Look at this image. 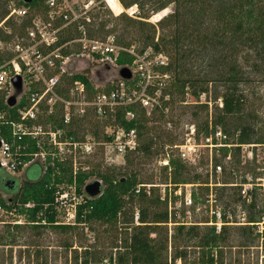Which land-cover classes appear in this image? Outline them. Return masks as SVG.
I'll use <instances>...</instances> for the list:
<instances>
[{"label": "rangeland", "instance_id": "374dc122", "mask_svg": "<svg viewBox=\"0 0 264 264\" xmlns=\"http://www.w3.org/2000/svg\"><path fill=\"white\" fill-rule=\"evenodd\" d=\"M199 4H202L201 17L191 18L194 15H187L180 19L183 20L190 32L193 31L194 33V31L199 30V35L208 39L210 43H214L216 40L212 36L214 31V16L212 15L215 4L211 0H200ZM10 6L11 3L9 2L7 8ZM135 6L139 12L138 5ZM148 6H145V9ZM128 9L119 15L115 12V16L107 10L98 12L99 19L97 21L106 22L104 29L108 34L97 33L93 37L98 40H105L107 36H112L117 46L132 47L136 52L144 50L145 34L139 33L135 28L127 25L129 24L127 20L120 18L127 17V19L135 20L127 12ZM173 9V4H170L156 14L151 13L147 20L155 27L156 39L171 26L168 22L161 24L158 22L172 14ZM189 10L185 4L178 5L179 14ZM192 11L196 10L191 9L190 12ZM190 21L194 24L190 25ZM14 27L16 31H12L15 34L10 38L11 43L14 42L18 31L17 24H14ZM226 38L227 36H225ZM0 48H4L2 51H7L4 46ZM9 51L10 48L8 47L6 53ZM209 53L206 61L212 54V50ZM2 56H5V53ZM219 62H211V64L208 61L204 62V69L212 73L210 79H218L219 76L224 79L228 76V66L234 65L241 77L237 88L244 99V105L238 116L227 119L224 127H216L224 130L223 132L227 134L230 142H236L239 124L245 123L254 131V137L249 144L262 147L264 145V51L257 48L250 50L244 47L240 51L234 52L233 59H227L224 64ZM207 63L210 65L207 66ZM82 65L83 75L88 77L91 85L98 91H104L120 81L118 72L121 67L118 65L107 67L102 64H91L85 60ZM196 67L199 66L196 65ZM200 75H203V72ZM214 75L217 76L214 77ZM171 81L172 78H170L169 88ZM225 86L223 81L209 82L206 86V92L201 94L203 96H199L198 99L191 98L190 92L184 96L173 94L170 103H168V111L163 115V120L147 125V128L151 130L150 136L153 137L154 143L151 148V155L147 157L137 153L128 154L132 161L130 167L125 166L123 157L106 149L107 141L104 140V137L109 135L110 127L104 126L105 120L98 121L92 115L87 114L82 119L76 120L72 127L65 130L72 132L77 139L88 140L93 147L92 154L77 156L72 160L77 171L78 169L85 170L90 174L85 186L97 181L100 183V192L102 193L104 186L97 177L98 173L113 172L115 177L122 176V178L134 173L137 175V180L146 189L153 187V195H158L160 199L164 195L170 197V203L164 202L167 212L171 214L170 224L166 226L168 244L165 254L167 262L174 255L175 249L185 255L184 259L177 260L175 264H201L202 253L204 254L203 260L206 261L210 251L201 250L198 246V238L208 233L212 226H214L215 232H219L220 225H213L215 214H211V212H219L220 219L224 217L227 223L224 224V242L218 246L216 264H264V235L263 232H259L255 224L264 222V217H262L264 198L262 188L259 186L261 182L258 181V179L263 178L264 159L254 157L252 161H249L240 158L236 152L232 151L229 160H227L225 159L227 154L225 150H220L219 153L214 151L209 153L207 149H199L197 156L190 162L184 163L180 160L184 169L176 179L185 184L178 183L177 185L170 183V171L162 169L164 167L163 162L167 161L169 157L179 160L178 150H174L172 147L185 144L189 127L195 128L198 134L197 144H201L204 125L206 123L209 125L219 114L220 96ZM63 89H66L65 85ZM12 95L13 93L10 96ZM18 102L19 98L17 97L16 105ZM45 117L46 112L43 109L38 116L37 124L48 130L49 126L45 124ZM145 141L146 137L140 138L138 145H142ZM43 146L41 145L42 148ZM14 147L15 145H13ZM43 149L46 150V148ZM256 149L254 148V153H256ZM46 159L36 157L32 162L44 167ZM210 160L212 165L218 164L222 167L223 171L220 174L211 173L210 177ZM68 162L71 161L63 163ZM26 167L23 166L19 171L9 175L21 183ZM117 170H119L120 175ZM68 187V185L62 184L58 186L57 190L68 191ZM249 190L252 191V194L245 197L243 192ZM82 191L83 189L80 193ZM210 192L213 199L211 208L206 203ZM187 194L191 196L192 203L190 206H185L183 202L184 196ZM11 196L0 192V199L5 202ZM83 199L86 200L88 197L84 196ZM250 201L254 204L253 209L247 207ZM163 206L153 211L159 213ZM138 207L139 204L135 202L132 212L137 213ZM12 210L3 208L4 213L0 212V264H81V255L84 250L91 253L89 264H107L110 263V257L112 261L116 259L117 252L121 251L119 247H121L122 239H126L128 236V230L126 231L122 225L115 232V230H107V226H101L97 223L75 225V229L65 232L51 227H43L35 231L26 224V217L23 214L12 212ZM251 218L254 224L247 223ZM15 222H19V224ZM44 223L42 220L40 224L44 225ZM56 223L59 225L63 223V218L58 213ZM14 225L18 226L19 229L14 228ZM178 226L183 227L184 230L181 235L172 240L171 236L176 233ZM190 227L195 228L194 232L198 235L197 238L188 239L184 236ZM75 255L80 256L77 263L74 261Z\"/></svg>", "mask_w": 264, "mask_h": 264}, {"label": "trees", "instance_id": "16d2710c", "mask_svg": "<svg viewBox=\"0 0 264 264\" xmlns=\"http://www.w3.org/2000/svg\"><path fill=\"white\" fill-rule=\"evenodd\" d=\"M12 0H0V22L8 15L7 5ZM19 5L23 4L19 0H13ZM124 9L132 5H138V14L133 19L127 17H120L125 19L133 28L139 33H144L145 47L151 49L156 54H163L167 58L164 72L171 75L172 81L170 88H168L169 101L172 95L176 94L184 96L190 92L191 98L198 99V97L206 92L207 84L213 81H223L226 86L221 94L220 103L221 108L218 110L219 114L210 123L212 128L216 126L224 127L226 120L231 117H236L241 113L244 99L239 93L237 85L241 81L239 73L236 71L234 65L228 66V76L218 79H210L211 72L204 69V62L211 64L217 61L224 64L227 59H233V54L240 51L241 48L247 49H261L264 51V0H211L215 4L213 15V35L214 43H210L208 39L199 35L198 31L190 32L186 24L180 18L187 15H194V17H201L202 4L200 0H119ZM38 0H32L27 7L37 6ZM173 4V13L162 18L158 23L168 22L171 26L167 31L155 38L156 30L153 25L147 22L151 13L156 14L168 5ZM185 4L189 7V11L180 13L178 5ZM25 5V4H24ZM148 8L145 9V6ZM194 9L196 11H191ZM118 13V11H115ZM189 18L190 20H192ZM94 29L89 30V35L97 33L108 34L105 31L104 21H97L99 14L93 15ZM191 22V21H190ZM197 23V22H196ZM191 22L190 25H193ZM168 25V24H166ZM3 26L11 31H16L14 24L9 20L4 22ZM22 26L20 30H24ZM93 33V34H92ZM225 36L227 38L225 39ZM10 37L5 36L0 30V40L8 41ZM206 61V57L210 54ZM10 57L0 56V64L7 61ZM199 61L200 63L198 64ZM131 59L125 55L117 60L118 66L129 64ZM207 63V66L210 64ZM196 65L199 67L197 68ZM206 66V65H205ZM202 70V71H201ZM203 72V75L200 73ZM217 76V75H216ZM214 75V77H216ZM73 81H81L84 83L86 93L93 94L94 90L87 76L75 75L68 79V86ZM66 92V91H65ZM64 92V93H65ZM170 103V102H169ZM26 105L24 97L19 99L17 105L9 108L4 102L3 97L0 96V138L12 144L11 129L9 124H19L18 111ZM130 110V109H127ZM164 116L160 113L152 114L150 117H145L143 113H138L134 120H124L121 112H117L114 120L105 121V127L118 126L125 131L136 130L138 141L142 137H146V141L142 145H137L134 152L142 154L143 156L151 155V148L154 143L152 136H150V129L147 125L151 122L162 121ZM54 127H61L60 120H53L52 116L45 117V124L52 123ZM208 124L204 125V135L208 133ZM224 131V130H223ZM73 134L69 131L68 133ZM254 137V131L247 124L240 123L237 131V144H249ZM104 140L111 141V137L105 136ZM23 147V148H22ZM45 148V146H43ZM237 152L238 149H235ZM39 150L35 143L27 138H24L20 143L19 151L15 152L14 160L16 161L15 171H19L25 164H27L31 156L38 153ZM130 154V153H128ZM123 156L125 166L130 167L132 164L129 155ZM27 166V167H26ZM24 170V179L18 183L16 179L6 174L5 181H14L17 189L11 192L12 196L6 202L0 199V206L6 210L13 209L18 214H23L26 217V224L29 228L37 231L43 227H51L59 231H71L75 229V225H89L97 223L101 226H107V230H115L124 226L128 232L126 239H122L120 252H117L115 264H175L177 260L184 259V253L175 249L174 255L167 262L165 254L167 250V224L169 223V214L164 202L167 200L166 195L161 200L158 195H153V187L146 189L138 180L137 175L131 173L129 176L122 178V176L115 177L113 172H105L97 174L98 179L103 184V191L99 197L91 199L88 198L78 206L74 225H59L56 223L57 211L55 210L54 196L58 186L75 184L78 193L85 186V182L89 179L90 174L78 169L73 174L71 163H60L54 161L50 164L49 158L46 159L44 167L35 162L27 164ZM164 171L169 170L171 173L170 183H182L177 181V177L183 171L184 166L178 159L169 157L167 159V166L162 168ZM14 171V172H15ZM120 175L119 170H117ZM185 184V183H182ZM0 186V192L10 191ZM138 191L135 193V191ZM152 192V193H151ZM252 194V191H246L245 197ZM248 199V198H247ZM138 203L137 209V224L134 222V213L132 208L134 204ZM26 205H29L28 207ZM162 205L163 208L159 213L153 211ZM248 208L254 207L250 201ZM264 217V211L262 213ZM44 220V225L41 221ZM222 225L219 232H215L214 226L209 228L208 233L203 234L198 238V246L201 250H209L207 260L204 261V254L201 255V264H216V254L220 243L225 239V226L227 222L225 218L221 219ZM248 224H254L253 219H249ZM14 228L19 229L14 225ZM183 227L178 226L176 233L171 236L175 240L178 235L182 234ZM195 228L190 227L184 233L188 239H195L198 235L194 232ZM264 235V232H263ZM116 240V239H115ZM216 257V258H215ZM91 253L87 250L81 255V264H89ZM80 256L75 255L74 261L77 263ZM109 262L112 263L111 257Z\"/></svg>", "mask_w": 264, "mask_h": 264}, {"label": "built area", "instance_id": "2783aa9c", "mask_svg": "<svg viewBox=\"0 0 264 264\" xmlns=\"http://www.w3.org/2000/svg\"><path fill=\"white\" fill-rule=\"evenodd\" d=\"M19 1L23 4L10 2L11 6L7 8L8 15L0 22V30L7 37L11 38L15 33L5 28L4 22L9 20L12 24H17L18 28L14 42L11 43L10 38L8 41L0 40V47L7 48V51L0 48V56L5 53V58L10 57L0 64V96L6 103L13 93L12 79L20 77L22 87L18 98L24 97L26 105L18 111L19 124H9L13 143L10 144L0 138L1 170L7 174L14 173L17 164L14 160L15 152L19 151L22 140L27 138L33 141L39 150L31 156L27 164L32 163L36 157L49 158L51 165L54 161L60 163L71 161L69 163L73 166L74 174L77 169L72 160L77 156L93 153V147L88 140L77 139L65 131L66 128L72 127L76 120L87 114L98 121L108 119L113 121L116 113L121 112L127 121L134 120L140 112L145 117L167 113L170 101L166 90L168 91L171 77L163 70L167 64L165 55L156 54L149 48L136 52L132 47L117 46L112 36L98 40L89 35V30L94 29L93 15L101 10H107L115 16V6L121 9V13L126 10L119 0H38V5L32 8L27 7L23 0ZM127 12L133 18L138 14L135 5L130 6ZM22 26H25L23 31L20 30ZM8 47L10 51L6 53ZM74 48L77 50H72ZM121 54L131 59L129 64L120 66L121 69L126 68L130 72V80L120 79L119 83L104 91H98L92 86L94 92L89 96L81 81H73L68 86L67 81L70 77L84 76L82 73L84 60L91 64L114 67L117 66ZM43 109L46 116H52L53 120L59 119L61 127H54L53 121L47 124L48 130L37 124L38 116ZM207 130L208 133L203 135L201 144H197V131L192 126L189 127L185 144L172 147L178 150L179 160L184 163L190 162L197 156L199 149H207L209 153L225 150L227 160L232 151L236 152L235 149H238L236 154L240 158L249 161L254 157L264 159V145L259 147L260 145L230 142L223 130L218 127L212 128L210 123ZM108 137H111V141L105 145L106 149L120 157L134 152L138 145V135L134 129L125 131L118 126H111ZM41 145H44L46 150ZM254 148H257L256 153L253 151ZM163 165L167 166V161H164ZM209 168L210 177L211 173L220 174L223 171L220 165H212L211 160ZM258 181L261 182L259 186L262 188L264 198V174ZM137 192L136 190L135 193ZM84 196L87 197L83 191L77 192L74 183L68 187V191L55 192V210L63 218L62 225H74L77 208L84 202ZM166 202L170 203V197H167ZM183 202L185 206L191 205L190 194L184 196ZM206 203L211 208L213 203L211 192ZM0 212L4 213L1 206ZM9 214L12 215L11 212ZM168 214L170 219L171 214ZM211 214H215L213 225L221 226L219 212ZM137 218V213H134L135 224ZM255 224L260 233L264 232V222ZM107 264H115V260Z\"/></svg>", "mask_w": 264, "mask_h": 264}, {"label": "water", "instance_id": "95a60500", "mask_svg": "<svg viewBox=\"0 0 264 264\" xmlns=\"http://www.w3.org/2000/svg\"><path fill=\"white\" fill-rule=\"evenodd\" d=\"M23 1L26 4H29L31 2V0H23ZM118 75H119V78L124 81H128L131 78V74L126 68L120 69L118 72ZM11 84L13 87V95L8 97V99L6 100V105L9 108H13L16 105V98L21 93L22 83H21L20 77H14L11 81ZM13 184L14 182L9 183L8 188H11ZM83 191L88 198H91V199L97 198L101 194L100 183L97 181L90 183L83 188Z\"/></svg>", "mask_w": 264, "mask_h": 264}, {"label": "flooded vegetation", "instance_id": "af4514ba", "mask_svg": "<svg viewBox=\"0 0 264 264\" xmlns=\"http://www.w3.org/2000/svg\"><path fill=\"white\" fill-rule=\"evenodd\" d=\"M6 174L7 173L4 170L0 169V186L5 187L4 189H7V191H10L9 195H12L11 192H13L15 189H17L18 186H16L15 182L12 181V182H14V184L12 185L11 188H8V184L11 183V182L5 181ZM7 175H9V174H7ZM3 193L7 194V192H3Z\"/></svg>", "mask_w": 264, "mask_h": 264}, {"label": "bare ground", "instance_id": "6f19581e", "mask_svg": "<svg viewBox=\"0 0 264 264\" xmlns=\"http://www.w3.org/2000/svg\"><path fill=\"white\" fill-rule=\"evenodd\" d=\"M114 11H118V14L117 15H119L121 13V9L119 7H117V6L114 7Z\"/></svg>", "mask_w": 264, "mask_h": 264}]
</instances>
